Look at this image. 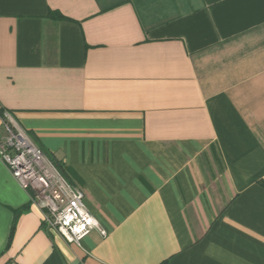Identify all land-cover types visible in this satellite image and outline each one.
I'll return each mask as SVG.
<instances>
[{"label": "crops", "instance_id": "0c3cea01", "mask_svg": "<svg viewBox=\"0 0 264 264\" xmlns=\"http://www.w3.org/2000/svg\"><path fill=\"white\" fill-rule=\"evenodd\" d=\"M0 109L107 233L0 159V264H264V0H0Z\"/></svg>", "mask_w": 264, "mask_h": 264}, {"label": "built area", "instance_id": "2783aa9c", "mask_svg": "<svg viewBox=\"0 0 264 264\" xmlns=\"http://www.w3.org/2000/svg\"><path fill=\"white\" fill-rule=\"evenodd\" d=\"M1 118L5 135L0 137V159L19 185L31 192L47 228L77 245L93 230L105 237L106 231L87 209L84 192L64 177L9 112Z\"/></svg>", "mask_w": 264, "mask_h": 264}, {"label": "trees", "instance_id": "16d2710c", "mask_svg": "<svg viewBox=\"0 0 264 264\" xmlns=\"http://www.w3.org/2000/svg\"><path fill=\"white\" fill-rule=\"evenodd\" d=\"M50 16L53 17V18H55V19L61 18V15L54 14V13L50 14ZM3 112H4V110L0 109V116L3 115ZM57 167L59 168V170L61 169L59 165H57Z\"/></svg>", "mask_w": 264, "mask_h": 264}]
</instances>
